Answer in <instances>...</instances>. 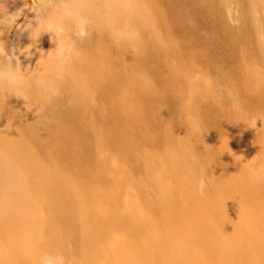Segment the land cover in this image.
<instances>
[{
  "label": "bare ground",
  "instance_id": "bare-ground-1",
  "mask_svg": "<svg viewBox=\"0 0 264 264\" xmlns=\"http://www.w3.org/2000/svg\"><path fill=\"white\" fill-rule=\"evenodd\" d=\"M138 2L145 5L156 23L166 29L171 21H175L179 30L189 32L186 20H180L183 16H174L171 20L177 0ZM46 3L49 0H5L9 13L21 11L15 22L0 34V48L4 53L0 55V72L12 69L33 79L32 85L22 93L8 89L6 94L0 90V123L9 127L0 128V151L6 152L16 165V170L11 173L0 170V264H45V256L49 257L46 253L52 251L70 264H168L181 253L190 257L192 250L185 246L192 244L194 235L196 239L200 238L206 228L215 232H206L208 258L214 264H262L258 255L264 256V231L259 227L262 233L258 231L255 235L237 229L239 235V232L244 234L241 239L225 231L224 225H216L214 221V226L201 224L198 218L194 221L200 225L165 220L154 223L151 218L140 216L133 201L123 198L125 179L119 182L118 174L108 175V160L96 157L102 144L119 142L115 135L117 128L138 123L134 117H125L121 103L123 97L131 95L126 83L137 82L131 73L133 64L139 58L138 64L147 65L150 60L147 61V54L152 52L151 69L153 73L158 72V67L167 63L163 57L162 63L159 56L163 54L161 50L168 51V44L157 47L147 33H142L141 52L128 55L123 48L114 47L102 31H93L84 39L69 31L68 36L74 41L77 54L63 70L58 71L52 59L57 43L52 32L40 36L31 58L25 59L20 54V49L30 43L22 28L33 20V6L39 8ZM225 7L231 17L233 8L228 4ZM255 12L253 31L264 62V0H257ZM179 46L176 48L182 52ZM13 49L19 55V65L15 60H9ZM191 49L193 55L197 54L196 45ZM249 55L256 54L250 51ZM175 68H168L171 69L167 76L169 82L184 78L173 72ZM39 80L41 83L36 85ZM48 82L58 85L60 95L49 100L41 112ZM141 85L143 89L136 95L147 96L145 84ZM180 91L173 89L175 94ZM13 94L30 98V103ZM199 95L203 96L200 92ZM204 96L209 97L206 93ZM104 102H108L107 108ZM96 119L99 125L95 124ZM88 123L91 124L89 128H82ZM90 136L99 145L97 150L93 151L87 145ZM257 152L264 156L263 143L259 142ZM139 162L144 165L143 178L149 179L156 188L153 191L156 199H168L171 204V193L162 192L161 185L152 183L156 178L151 176L152 169L149 170L146 157L131 163L133 173ZM78 165L81 167L77 170ZM95 181L96 185H91ZM164 194L168 195L167 199ZM152 206L164 213L159 203ZM46 211L48 216H45ZM209 218L216 220L213 216ZM108 227H113L114 231L110 232ZM221 236L226 238L222 247ZM242 240L246 241L244 250L240 247ZM66 244L71 247L65 251ZM196 255L198 264H208L200 252L197 251ZM90 257L96 260L91 261Z\"/></svg>",
  "mask_w": 264,
  "mask_h": 264
},
{
  "label": "rangeland",
  "instance_id": "rangeland-1",
  "mask_svg": "<svg viewBox=\"0 0 264 264\" xmlns=\"http://www.w3.org/2000/svg\"><path fill=\"white\" fill-rule=\"evenodd\" d=\"M175 4L177 13L174 11L171 20L183 16L180 20H186L189 32L179 30L175 21L167 29L157 23L167 39L168 51L161 50L163 54L159 56L162 63L163 58L167 60V66H159L154 74L152 52L147 54V65L136 60L131 73L137 82L126 83L131 95L123 97L121 103L125 117H134L138 123L117 128L119 142L102 144L96 157L108 160V175L118 174L119 182L125 179L123 198L133 201L141 217L151 218L154 223L165 220L198 224L194 221L198 218L201 224L213 225L214 221L224 225L232 236L244 239L237 229L249 235L261 232L259 228L264 231V156L257 152L259 142L264 144V62L253 31L257 0H177ZM225 4L233 8L231 17ZM178 45L182 52L176 48ZM194 45L198 50L193 55ZM250 51L256 57H251ZM169 66L178 68L173 72L184 78L169 82ZM141 81L148 92L144 97L136 95L143 89ZM174 88L181 91L175 94ZM107 103L104 102L106 108ZM188 118L198 125L196 131L186 125ZM253 120L255 127H248ZM95 124L99 125V120ZM0 128L9 127L0 123ZM86 142L93 151L97 150L99 145L93 137ZM144 157L150 163L151 176L156 178L151 182L161 185L162 192L171 193V204L167 193L163 195L167 200L156 199L155 187L143 178L141 162L133 173L131 163ZM253 161L258 175L250 179L249 165ZM70 177L75 178L72 174ZM91 185H96V181ZM156 203L164 213L157 206L153 208ZM46 207L47 203L45 210ZM108 228L114 231L113 227ZM207 231L213 230L206 228L200 238L194 235L192 244L185 246L192 250L190 257L181 253L168 264H198L197 251L208 264H214L208 258ZM225 241V236H221V247ZM242 241L240 247L244 250L246 241ZM70 247L66 244L63 250ZM46 255L58 257L53 251ZM258 256L264 264V256ZM64 264L70 263L64 260Z\"/></svg>",
  "mask_w": 264,
  "mask_h": 264
},
{
  "label": "clouds",
  "instance_id": "clouds-1",
  "mask_svg": "<svg viewBox=\"0 0 264 264\" xmlns=\"http://www.w3.org/2000/svg\"><path fill=\"white\" fill-rule=\"evenodd\" d=\"M20 11L9 13L5 7V0H0V34L15 22ZM33 11L35 13L33 20L22 28L30 43L20 49V54L24 55L25 59L31 58L32 50L36 48L40 36L52 32L57 40L52 59L58 71L63 70L77 54L76 45L68 36L69 31L79 39L88 37L93 31H102L114 47L123 48L128 55L141 52L142 33H147L150 41L157 47L163 48L167 45V39L150 11L138 0H54V2L49 0V3L41 4L39 8L33 6ZM0 55H4L2 48ZM9 60H15L16 65L21 63L15 49ZM32 79L12 69L0 72V90H4L6 94L8 89L22 93L32 85ZM40 83V80L36 81V85ZM45 92L47 95L45 103L40 107L41 112L49 100L60 95V88L55 82H48ZM13 95L30 103V98L24 95ZM255 121L253 120L248 127L254 128ZM185 123L193 131L198 128L191 118ZM255 164L253 161L249 165L250 179L258 175ZM0 170L6 173L16 170L15 162L3 151H0ZM46 264H64V260L63 257H48Z\"/></svg>",
  "mask_w": 264,
  "mask_h": 264
}]
</instances>
